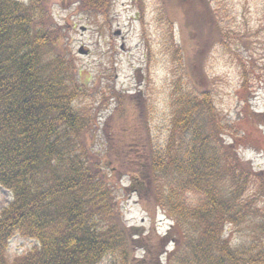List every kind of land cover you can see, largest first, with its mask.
I'll return each mask as SVG.
<instances>
[{
    "label": "rangeland",
    "instance_id": "obj_1",
    "mask_svg": "<svg viewBox=\"0 0 264 264\" xmlns=\"http://www.w3.org/2000/svg\"><path fill=\"white\" fill-rule=\"evenodd\" d=\"M82 3L45 0L44 29L56 43L45 61L58 60L60 79L76 90L86 159L103 170L107 210L119 215L123 250L120 243L101 264H180L185 257L183 230L170 219L151 164L165 151L175 156L180 142L215 155L221 174L214 184L243 183L245 209L218 230L227 247L264 264V0H111L104 14ZM182 94L201 105L190 119ZM12 199L0 188V212ZM32 245L15 236L9 259Z\"/></svg>",
    "mask_w": 264,
    "mask_h": 264
},
{
    "label": "trees",
    "instance_id": "obj_2",
    "mask_svg": "<svg viewBox=\"0 0 264 264\" xmlns=\"http://www.w3.org/2000/svg\"><path fill=\"white\" fill-rule=\"evenodd\" d=\"M110 4L83 0L82 7L104 14ZM45 20V0H0V187L13 194L0 212V264H101L120 252V243L123 250L119 215L107 210L111 197L103 170L86 159L87 127L73 105L76 90L60 79L58 60L45 61L56 44ZM242 87L248 88L245 77ZM187 95L180 105L190 119L201 105L187 103ZM171 154L165 151L151 164L164 182L165 207L183 230L186 255L180 264H255L256 256L227 247L218 230L245 209L239 199L243 183L230 178L214 184L221 171L209 150L180 142ZM192 217L203 230L194 229ZM16 235L37 244L10 261L7 250Z\"/></svg>",
    "mask_w": 264,
    "mask_h": 264
}]
</instances>
